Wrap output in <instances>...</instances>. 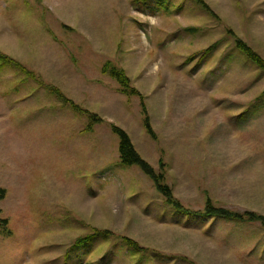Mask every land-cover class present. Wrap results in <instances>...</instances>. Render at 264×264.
Instances as JSON below:
<instances>
[{"label":"rangeland","instance_id":"obj_1","mask_svg":"<svg viewBox=\"0 0 264 264\" xmlns=\"http://www.w3.org/2000/svg\"><path fill=\"white\" fill-rule=\"evenodd\" d=\"M204 1L0 0V264H264V223L206 212L264 216V69L236 46L264 59V0Z\"/></svg>","mask_w":264,"mask_h":264},{"label":"trees","instance_id":"obj_2","mask_svg":"<svg viewBox=\"0 0 264 264\" xmlns=\"http://www.w3.org/2000/svg\"><path fill=\"white\" fill-rule=\"evenodd\" d=\"M198 5H200L204 10L210 12V9L207 5V3L204 0H195ZM236 46L239 50H241L245 55L248 57L249 60L254 62L258 67L264 69V59L255 51H253L247 44H245L242 40H237ZM103 73L109 74L112 78L116 79L117 82L120 85V91L125 94V95H137L140 98L142 97V94L134 87L131 86L130 78L121 70H118L117 68L113 67L111 68L109 63H106L103 68H102ZM52 91L58 93V95L69 105L73 107L74 110L76 111H82L88 113L86 110L81 109L79 106L74 104L71 100L67 99L64 95L61 94V92L57 89L51 88ZM143 103V99H141ZM143 106V111L145 112L144 105ZM93 120V122H99L101 121V117L97 116L95 114H89ZM145 127L148 133H151L150 129V124H149V118L147 115H145L144 119ZM90 126H92L90 124ZM112 131L115 133L118 138H119V145H118V153H119V159L120 163L123 166H131V165H137L140 167V169L143 171L144 174L149 176L157 190L162 193L165 198L166 202L173 205L177 209H182V206H180L177 202H174L172 200V194L169 191V188L163 183V176L161 174H157L152 166L144 160L143 157L138 153V151L135 149L130 136L128 133L121 127L117 125H112ZM6 195V190L2 187H0V200L3 199ZM206 212H212L214 215L217 217H222L226 219H247L250 220H260L262 223H264V216L262 215H256L254 213H244V214H238V213H233L230 212L226 209H207ZM1 213V211H0ZM213 215V216H214ZM0 223L3 227L7 225V220L6 219H0ZM126 243L128 244H135L130 239H125Z\"/></svg>","mask_w":264,"mask_h":264}]
</instances>
